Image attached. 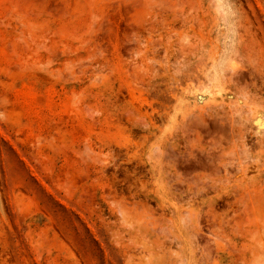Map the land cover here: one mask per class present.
Returning a JSON list of instances; mask_svg holds the SVG:
<instances>
[{"label": "rangeland", "instance_id": "rangeland-1", "mask_svg": "<svg viewBox=\"0 0 264 264\" xmlns=\"http://www.w3.org/2000/svg\"><path fill=\"white\" fill-rule=\"evenodd\" d=\"M263 121L264 0H0V264H264Z\"/></svg>", "mask_w": 264, "mask_h": 264}, {"label": "bare ground", "instance_id": "bare-ground-1", "mask_svg": "<svg viewBox=\"0 0 264 264\" xmlns=\"http://www.w3.org/2000/svg\"><path fill=\"white\" fill-rule=\"evenodd\" d=\"M258 121H259V120H258ZM258 121H257V122H258ZM263 122H264V121H263Z\"/></svg>", "mask_w": 264, "mask_h": 264}]
</instances>
